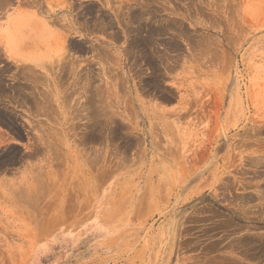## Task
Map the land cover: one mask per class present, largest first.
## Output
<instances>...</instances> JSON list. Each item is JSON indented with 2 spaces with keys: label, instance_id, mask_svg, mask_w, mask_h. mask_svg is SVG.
I'll return each instance as SVG.
<instances>
[{
  "label": "rangeland",
  "instance_id": "rangeland-1",
  "mask_svg": "<svg viewBox=\"0 0 264 264\" xmlns=\"http://www.w3.org/2000/svg\"><path fill=\"white\" fill-rule=\"evenodd\" d=\"M145 1L0 0V264H264V0H148L154 67Z\"/></svg>",
  "mask_w": 264,
  "mask_h": 264
},
{
  "label": "bare ground",
  "instance_id": "bare-ground-1",
  "mask_svg": "<svg viewBox=\"0 0 264 264\" xmlns=\"http://www.w3.org/2000/svg\"><path fill=\"white\" fill-rule=\"evenodd\" d=\"M150 1H151V0H150ZM180 1H181V0H180ZM187 1H189L188 3H185L187 6H188V4H189L190 7H193L194 9H197V12H199L198 10H200L199 7H200L201 4H197V3H196V0H187ZM2 2H4V1H2ZM9 2H10V1H9ZM9 2H7V3H9ZM110 2H111V1H110ZM155 2H156V1H155ZM169 2H170V1H169ZM231 2H232V1H231ZM0 3H1V2H0ZM146 3H148V4H146ZM171 3H172V2H171ZM217 3H218V2H217ZM143 4H146L147 6H146L145 8H144V6H143V9H141V11H139L138 8H137L138 11H137V10H134V8H135V7H134V8H133L134 11L131 12L129 15H128L127 13H124V14H126L125 16H127V19H128V16H129V20H130V21H129V20H128V21H129L130 23L132 22L133 25H137L136 30H134V32H135V36H134L133 39H132V42H131L132 44H131V46L133 45V49H134V50L137 49V51L141 52V54H142L141 56H143V60H144L145 63H148L149 65H151V66L154 67L155 64H156V63H155L156 61H155V59H154V60H151V58H148V50H149V47H146V46L149 45L148 43H149L150 41L148 42V40H147L146 38H141V39H139V37H141V36H139V35L142 34V31L145 32L146 29H148L147 31L150 30L149 27L144 26V25H151V24L148 23V20H149V19H152V18H147L146 15H148V16H153L152 13H150L152 10H151V7H150L151 4L149 3V1L146 0L145 2H143ZM178 4H179V3H178ZM214 4H215V3H214ZM218 5H219V4H218ZM221 5H222V4H221ZM189 6H188V7H189ZM205 6H208V5L205 4ZM209 6H210V5H209ZM227 6H228V5H227ZM233 6H234V5H232V7H233ZM83 7H84V6H83ZM190 7H189V8H190ZM211 7H212V6H211ZM232 7H231V8H232ZM86 8H87V7H86ZM86 8H85V9H86ZM175 8H176V7H175ZM198 8H199V9H198ZM215 8H216V7H215ZM233 8H234V7H233ZM176 9H177V8H176ZM235 9H236V7H235ZM88 10H89V9H88ZM88 10H86V11H88ZM130 10H131V9H130ZM204 10H205V9H204ZM128 11H129V10H128ZM131 11H132V10H131ZM194 11H195V10H194ZM91 12L96 13V10L92 9ZM91 12L89 11L88 13H91ZM152 12H154V11H152ZM88 13H87V14H88ZM101 13H103V12H101ZM128 13H129V12H128ZM90 15H91V14H90ZM93 15H94V14H93ZM95 15H96V14H95ZM104 16H105V15L102 14L101 17H100V19H101L102 21L99 19V20L101 21L100 25H108V26H110V25H112V24L114 25L113 20H112L113 23H112V22H109V20H107ZM106 16H107V15H106ZM122 16H123V15H122ZM205 16H206V15H205ZM93 17H94V16H93ZM118 17H119V16H118ZM192 17H193V16H192ZM233 17H234V16H233ZM123 18H124V17H123ZM231 19H232V18H231ZM233 19L236 20V18H233ZM53 20H54V19H53ZM91 20H92V19H91ZM99 20H98V21H99ZM98 21H97V22H98ZM100 21H99V22H100ZM125 21H126V20H125ZM55 22H56V21H55ZM118 22H119V21H118ZM222 22H223V21H222ZM234 22H235V21H234ZM121 23H122V22H121ZM121 23H120V24H121ZM126 23H128V22H126ZM169 23H170V22H169ZM55 24H56V23H55ZM160 24H161V23H160ZM167 24H168V23H167ZM170 24H172V23H170ZM163 25H166V24H163ZM168 25H169V24H168ZM174 26H175V25H174ZM106 28H107V27H106ZM153 28H154V27H153ZM168 28H169V27H168ZM90 29H91V28H90ZM100 29H101V28H100ZM103 29H104V28H103ZM46 30H47L48 33H50V31H49L47 28H46ZM162 30H163V29H162ZM154 32H156V31H154ZM117 33H118V32H117ZM152 33H153V32H152ZM149 34H150V32H149ZM153 34H154V33H153ZM155 34H156V33H155ZM158 34L161 35L160 33H158ZM164 35H165V34H164ZM153 36H154V35H153ZM156 36H157V35H156ZM195 37H196V36H195ZM191 38H192V37H191ZM228 38H229V37H228ZM158 40H159V38H158ZM194 41H195V40H194ZM118 42H119V41H118ZM168 42H169V41H168ZM228 42H229V41H228ZM150 43H151V42H150ZM191 43H193V42H191ZM164 44H165V43H164ZM164 44L161 43L160 45H164ZM48 46H49V45H48ZM151 46H152V45H151ZM172 46H174L173 49H175L176 43H175V45H172ZM177 46H178V45H177ZM177 46H176V47H177ZM76 47H77V46H76ZM141 47H142V48H141ZM77 48H79L78 50H79L80 52H82V53L88 51V50H85V51H84V49H83L84 47L82 48L81 46H78ZM63 49H64V48H63ZM96 49H97V48H96ZM99 49H101V48H99ZM91 50H92V49H91ZM105 50H106V49H105ZM105 50L103 51V55H104V57H105V56H106V57H109V55H110L111 53L108 54L107 51L105 52ZM134 50H133V53H134ZM93 51H94V49H93ZM98 51H99V50H98ZM154 51H155V49H153V53H155ZM94 52H95V51H94ZM101 52H102V51H101ZM163 52H164V51H163ZM99 53H100V52H99ZM104 53H105V54H104ZM156 53H157V52H156ZM161 53H162V51H161ZM97 54H98V53H97ZM157 54H158V53H157ZM101 55H102V53H101ZM107 55H108V56H107ZM160 56H161V55H160ZM164 56H166V55H164ZM164 56L162 55V56L160 57L161 61L165 60L166 57L164 58ZM167 56H168V55H167ZM104 57H103V58H104ZM110 57H112V56H110ZM110 57H109V58H110ZM137 57H138V56H137ZM152 57H153V56H152ZM171 57H172V56H171ZM175 57H176V56H175ZM95 58H96V57H95ZM101 58H102V57H101ZM144 58H145V59H144ZM99 59H100V58H99ZM111 59H113V58H111ZM62 61H63L62 58H61L60 60H58V63H57V64H59V66L57 65V67L60 68V73L57 74L58 76H55V79H54V80H52V82H53L54 85H56V86H57V85H60V84H59V81H61L60 79H61L62 77H64L63 74H65V73L68 74L67 71H71V74H73L74 77H76L77 80H81V78H83L82 75H80V74H81V73H80L81 70H80V71H77V67H75V66H76L75 64H74L75 66H73L72 63H70V66H69V65H66L67 63L63 65V64H62ZM65 61H66V60H65ZM104 61H105V60H104ZM112 61H113V60H112ZM153 61H154V62H153ZM161 61H160V62H161ZM165 61H166V60H165ZM165 61H164V62H165ZM69 62H70V61H69ZM72 62H73V61H72ZM109 62H110V59H109ZM113 62H114V61H113ZM171 62H172V61H171ZM40 63H41V62H40ZM60 63H61V65H63V66H61ZM64 63H65V62H64ZM73 63H74V62H73ZM76 63H77V62H76ZM139 63H140V62H139ZM154 63H155V64H154ZM161 63H163V62H161ZM53 64H54V63H53ZM68 64H69V63H68ZM157 64H158V63H157ZM44 65H45V63H44L43 65H40V66L45 67ZM65 65H66V66H65ZM137 65H138V64H137ZM163 65H164V64H163ZM140 66H141V65H140ZM158 66H159V65H158ZM57 67H56V66H55V67L51 66V67H49V68H50L49 70L52 71V70L56 69ZM156 67H157V66H156ZM24 68H25V67H24ZM47 68H48V67H47ZM20 69H21V68H20ZM89 69H90V68H89ZM106 69H107V68H106ZM156 69H157V68H156ZM156 69H155V70H156ZM23 70H24V69H23ZM110 70H111V69H110ZM112 70H113V69H112ZM105 71H106V70H105ZM110 72H111V71H110ZM157 73H158V72H157ZM66 74H65V75H66ZM82 74H83V73H82ZM107 74H108V73H107ZM84 75L87 76L88 74L86 73V74H84ZM84 75H83V76H84ZM20 76H21V75H20ZM158 76H159V75H158ZM41 77H42V76H41ZM89 77H90V76H89ZM84 78H85V76H84ZM84 78L82 79L83 81H84ZM85 79H86V78H85ZM2 80H3V79H2ZM30 80H31V79H30ZM39 80H40V78H39ZM39 80H38V81H39ZM82 80H81V81H82ZM91 80H92V79H90V81H91ZM27 81H28V80H27ZM43 81H44V79H43ZM86 81H87V80H86ZM86 81H84V82H86ZM92 81H93V80H92ZM92 81H91V82H92ZM151 81H152V80H151ZM87 82H88V81H87ZM77 83H78V81H77ZM80 83H81V82H80ZM88 83H89V82H88ZM88 83H87V84H88ZM94 83H95V82H94ZM78 85H79V84H78ZM88 85L90 86V84H88ZM156 85H158V84H156ZM84 86H85V85H84ZM152 86H153V85H152ZM62 87H63V86H62ZM87 87H88V86H87ZM101 87H102V86H101ZM91 88L93 89V87H91ZM51 89H52V88H51ZM58 89H59V88H58ZM88 89H90V87H88L87 90H88ZM25 90H26V89L24 88V86H22V88L19 89V92H20L19 95H18L19 98H21V99H26V98H25V95H24ZM30 90H31V89H30ZM39 90H40V89H39ZM85 91H86V90H85ZM93 91H94V90H93ZM104 91H105V90H104ZM38 93H40V92H38ZM42 93H44V92H41V93H40V94H41V97L44 98L42 95H44L45 93H44V94H42ZM106 93H107V92H106ZM91 94H92V93H91ZM94 94H95V92H94ZM97 94H98V93H97ZM15 95H16V94H15ZM70 96H71V95H70ZM90 96H91V95L89 94V97H90ZM92 96L94 97L93 94H92ZM105 96H106V95H105ZM14 97H15V96H14ZM46 97H47V96H46ZM68 97H69V96H68ZM72 97H73V96H72ZM89 97H88V98H89ZM88 98H86V100H87ZM91 98H92V97H90L89 99L91 100ZM94 98H95V97H94ZM102 98H103V97H102ZM28 99H29V98H28ZM30 99H31V98H30ZM32 100H33V99H32ZM32 100H31V101H32ZM35 100H36V99H35ZM90 100H89V102H90ZM102 100H103V99H102ZM102 100H101V101H102ZM28 101H29V100H28ZM28 101H27V99H26V102H25V103H27ZM38 101H39V100H38ZM92 101L95 102L96 100H95V99H94V100L92 99ZM92 101H91V102H92ZM101 101H100V102H101ZM103 101H104V100H103ZM91 102H90V103H91ZM32 103H34V102H32ZM40 103H41V102H40ZM40 103H38V104H40ZM86 103H87V101H86ZM90 103H89V104H90ZM92 105H93V102H92ZM95 108H96V107H95ZM46 109H47V108H46ZM89 110H90V108H89ZM92 110H93V109H92ZM90 111H91V110H90ZM96 111L98 112V110H96ZM92 112H93V111H92ZM99 112H100V111H99ZM94 113H95V112H94ZM97 114H98V113H97ZM98 116H99V115H98ZM95 118H96V117H95ZM98 118H99V117H98ZM100 118H101V117H100ZM4 119H5V115L3 114V112H0V120H4ZM116 122H117V121H116ZM101 123H102V122H101ZM114 123H115V122H114ZM95 124H97V122H96ZM95 124H94V125H95ZM97 125H98V124H97ZM97 125H95V126H97ZM102 125H103V124H102ZM95 126H94V127H95ZM98 127H99V126H98ZM96 129H98V128L96 127ZM94 130H95V129H94ZM95 131H96V130H95ZM115 133H116V132H115ZM124 144H125V143H124ZM35 151H36V150H35ZM109 153H110V152H109ZM108 155H109V154H108ZM108 155H107V156H108ZM223 190H224V189H223ZM244 199H248V198H244ZM249 199H250V198H249ZM251 200H252V199H251ZM249 201H250V200H249ZM243 239H244V238H243ZM249 241H250V240H249ZM259 241H260V239H259ZM248 243H249V245H250L251 242H248ZM245 244H246V243H245ZM251 244H252V243H251ZM230 245H231V244H230ZM214 246H215V245H214ZM263 246H264V244H263ZM257 247H258V246H257ZM260 247H261V246H260ZM262 249L264 250V247H263ZM251 258H252V257H251Z\"/></svg>",
  "mask_w": 264,
  "mask_h": 264
}]
</instances>
